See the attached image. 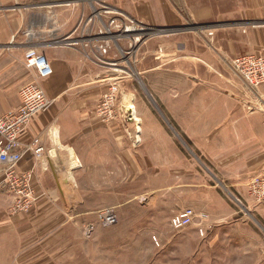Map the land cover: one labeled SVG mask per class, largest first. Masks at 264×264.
<instances>
[{
    "label": "crops",
    "instance_id": "1",
    "mask_svg": "<svg viewBox=\"0 0 264 264\" xmlns=\"http://www.w3.org/2000/svg\"><path fill=\"white\" fill-rule=\"evenodd\" d=\"M181 1L193 25L214 28H209L212 37L182 33L178 57L161 49V60L139 63L141 75L153 74V79L161 73L168 79L161 90L151 89L168 119L164 123L151 106L138 103L135 87H121L118 105L132 119L119 113L104 121L98 115L102 96L122 77L104 61L118 66L126 49L102 38L100 21L106 22L107 5L152 28L189 26L177 0H0V116L19 108V92L29 83H38L50 101L20 135L23 156L16 169L32 175L40 198L29 214L13 215L11 195L0 187V264H75L62 257L75 254L81 218L60 213L78 206L70 203L75 196L65 194L79 191L76 177H100L90 180L95 186L90 191L107 192L110 176L150 174L143 170L151 164L143 160L153 155L159 171L152 174L179 175L182 183L176 185L181 186L189 170L182 143L211 160L234 191L247 193L250 181L264 172V109L244 104L240 76L222 69V61L229 65L225 56L264 54V0ZM89 35L96 38L87 44ZM159 37L166 38L161 41L165 47L178 43L168 35ZM102 40L107 54L97 47ZM31 49L47 57L54 70L50 77L38 79L26 66ZM244 96L253 104L251 96ZM39 147L43 150L37 154Z\"/></svg>",
    "mask_w": 264,
    "mask_h": 264
},
{
    "label": "rangeland",
    "instance_id": "2",
    "mask_svg": "<svg viewBox=\"0 0 264 264\" xmlns=\"http://www.w3.org/2000/svg\"><path fill=\"white\" fill-rule=\"evenodd\" d=\"M177 3L179 12L180 6L184 8L183 14L189 22L188 27H191L193 23L187 17L186 7L182 5L183 1L177 0ZM105 8H108V12L104 14L107 16V19L104 18L106 22L100 21L104 24L105 34L114 22L113 25H124L125 28L131 27V30L135 26L138 31L122 37L110 33H107L106 38L102 37L110 39L115 36L113 40L119 41L122 48L126 45V49L121 50L122 62L118 67L122 65L120 67L127 68V63H130L131 67L129 66V70L125 73L120 72L122 77L117 79L120 88L135 87L136 94L140 98H137L138 103L151 106L153 112L155 110L157 116L165 123L168 119L152 95L151 89L161 90L160 88L165 87V84H169L168 79L161 73L154 74L153 79L150 78L153 74L141 75L138 71L139 63L142 61L147 66L156 62L155 60H161L164 58L161 56L163 54L160 55L161 49L164 51L169 49L176 54L175 57H178L182 33H186L185 31H189L190 35L205 33L212 37L213 32L209 28L214 27L195 26L188 30L181 28L173 33L150 31L152 27L137 24L133 17L111 11L112 8L107 5L103 6V9ZM96 13L99 11L93 14ZM142 27L148 28L147 31L140 32ZM160 35L164 37L168 35L167 39H175L178 43L165 47L163 46L165 43L161 41L166 38L159 37ZM241 55L245 54L225 56L229 65H225L222 61V69L234 72L232 61ZM239 78L244 84V87L242 86L244 90L241 89L242 102L253 106L252 110L257 105L260 109H264V85L252 89L241 77ZM245 94L247 97L251 96L253 104H250V101L245 103V99H249L245 98ZM119 100L120 95L118 105ZM119 113L125 120L133 118L131 112L119 110L118 107L117 116ZM175 131L178 132L176 129ZM171 134L174 135V131L171 130ZM180 146L187 154L189 166L188 175L183 177V186L176 185L182 183L180 182L182 177L179 175L170 177L152 174L159 171L154 169L153 155H150L148 160H143L144 164H151L143 170L150 174L139 177L110 176L107 192L90 191L95 187L89 183L90 180L92 178L99 180L100 177H76L79 191L65 192V194L75 196L76 200L70 203H77L78 206L61 208L60 215L76 216L81 220H78L76 225L75 254L72 258L66 256L62 259H75V264H264V203L257 202L250 195L249 189L247 193H241L234 191L232 184L224 183L222 177L217 175L212 161L206 159L192 144L182 143ZM16 174L17 178L27 175V173ZM3 178L4 176L0 175V181L4 180ZM170 184L173 189L169 188ZM0 185L9 196L11 195L9 213L13 215L29 214L40 198L32 183V175H30L29 187L33 195L37 196L33 201L23 198L24 200L19 203L21 197L9 186V183ZM62 187L68 189L72 186L62 184ZM185 187L186 190H180ZM187 207L194 208L198 214L205 213L207 219L205 221L195 219L188 227L181 230L174 229L171 218ZM106 209H112L116 213L118 219L116 225L104 227L101 224L99 215ZM90 221L92 224L87 223ZM199 224L204 229L203 235L198 230Z\"/></svg>",
    "mask_w": 264,
    "mask_h": 264
},
{
    "label": "built area",
    "instance_id": "3",
    "mask_svg": "<svg viewBox=\"0 0 264 264\" xmlns=\"http://www.w3.org/2000/svg\"><path fill=\"white\" fill-rule=\"evenodd\" d=\"M136 21V20H135ZM115 23V22H114ZM112 25L102 36L106 37L109 34L126 36L138 32L137 29L131 30V27H124V25ZM141 26H146L137 22ZM130 28V29H128ZM148 28L142 27V31H147ZM111 30V31H110ZM113 36V35H112ZM115 37V36H114ZM114 37L110 39H115ZM96 36H88V43L92 42ZM98 44V48L103 54L108 53V46L102 40ZM132 41V40H131ZM135 41V38H134ZM133 41V42H134ZM93 43V42H92ZM137 42L135 41V44ZM26 66L35 70L38 79L50 77L54 70L46 56L38 52L36 49L28 50L25 54ZM107 64L116 67L117 71L125 73L127 68H120L117 66L116 61L105 60ZM130 64V63H129ZM234 71L245 81V83L252 89L259 88L264 85V55L263 54H245L236 57L232 61ZM121 88L117 79L113 81L108 91L102 96L98 106L97 113L104 121H110L116 118L118 108V96L120 95ZM21 104L19 108L10 114L0 116V175L4 176V180L0 184L9 183V186L21 197L19 203L24 199L33 201L36 195H33L29 187L30 175L28 174L17 178L16 169L17 165L22 159L23 153L20 152L21 147L20 135L29 125L31 119L38 112L45 110L49 105V99L45 92L36 82L29 83L21 88L20 92ZM130 120V118H128ZM43 150L42 147L36 149L37 154ZM8 181V182H6ZM250 195L259 203H264V172L254 177L249 185ZM24 198V199H23ZM29 203L27 204V206ZM195 219L205 221L207 215L205 213H197L194 208L188 207L181 212L173 215L171 218V225L174 229L181 230L185 227L192 225ZM99 220L104 227H111L118 223L117 215L112 209H106L99 215ZM199 232L203 235L204 229L199 224Z\"/></svg>",
    "mask_w": 264,
    "mask_h": 264
},
{
    "label": "water",
    "instance_id": "4",
    "mask_svg": "<svg viewBox=\"0 0 264 264\" xmlns=\"http://www.w3.org/2000/svg\"><path fill=\"white\" fill-rule=\"evenodd\" d=\"M195 26H197V25H192L191 27H183L182 29H184V30H188V29H191V28H194ZM150 31H154V30H159L160 32H162V31H164V32H166V31H169L170 33L172 32H176V31H178V30H181V28H174V29H165V28H150L149 29ZM148 30V31H149ZM159 32V33H160Z\"/></svg>",
    "mask_w": 264,
    "mask_h": 264
}]
</instances>
